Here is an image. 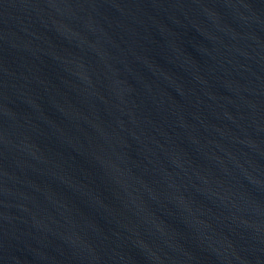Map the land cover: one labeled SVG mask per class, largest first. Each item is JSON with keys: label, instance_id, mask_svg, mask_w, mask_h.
<instances>
[{"label": "water", "instance_id": "1", "mask_svg": "<svg viewBox=\"0 0 264 264\" xmlns=\"http://www.w3.org/2000/svg\"><path fill=\"white\" fill-rule=\"evenodd\" d=\"M0 264H264V0H0Z\"/></svg>", "mask_w": 264, "mask_h": 264}]
</instances>
